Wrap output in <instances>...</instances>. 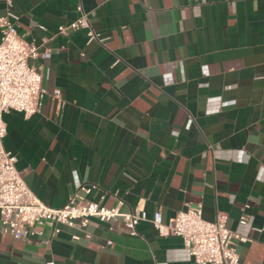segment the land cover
<instances>
[{
    "label": "crops",
    "instance_id": "1",
    "mask_svg": "<svg viewBox=\"0 0 264 264\" xmlns=\"http://www.w3.org/2000/svg\"><path fill=\"white\" fill-rule=\"evenodd\" d=\"M82 13L94 39L58 31ZM5 14L38 47L30 64L48 93L31 117L4 114V146L44 204L96 185L88 198L160 209L169 223L201 203L206 220L223 214L244 237L241 264H264V0H0ZM49 260L196 264L149 221L136 235L92 219L28 238L0 221V264Z\"/></svg>",
    "mask_w": 264,
    "mask_h": 264
},
{
    "label": "built area",
    "instance_id": "2",
    "mask_svg": "<svg viewBox=\"0 0 264 264\" xmlns=\"http://www.w3.org/2000/svg\"><path fill=\"white\" fill-rule=\"evenodd\" d=\"M12 5L13 0H6ZM11 14L0 16V221L3 230L16 238H28L29 234H42L45 226L65 224L87 226L90 220L101 222L121 220L132 235L137 226L149 221L161 235L174 234L182 238L190 259L196 264H241L235 239H244L227 226V217L219 214L214 221L203 217L201 203L189 206L175 214L169 223L164 222L160 209L150 217L145 208L123 210L125 202L107 207L88 196L96 185L80 186V191L71 195L67 203L59 208L44 204L16 167L17 157L4 146L7 125L4 114L11 111L31 117L38 113L48 93L44 86V71L30 64V59L39 56L38 47L28 42L18 32ZM87 29L90 39L96 37L85 13L58 31L68 34L71 30ZM61 98V91L53 93ZM247 216H242L246 222ZM59 229L55 230V234ZM78 239V236H75ZM45 264H55L53 260Z\"/></svg>",
    "mask_w": 264,
    "mask_h": 264
}]
</instances>
